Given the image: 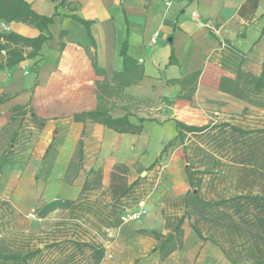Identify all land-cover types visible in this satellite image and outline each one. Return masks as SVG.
<instances>
[{"label": "crops", "instance_id": "obj_1", "mask_svg": "<svg viewBox=\"0 0 264 264\" xmlns=\"http://www.w3.org/2000/svg\"><path fill=\"white\" fill-rule=\"evenodd\" d=\"M0 9L18 13L17 18L0 19V35L20 36L0 37L2 187L24 186L25 197L16 199L22 203L33 196L34 186L57 191L34 201L29 206L34 210L52 201H73L40 219L72 210L79 196L109 188L115 165L127 163L124 155L143 152L141 140L149 124L171 131L164 135L158 156L176 135L175 118L192 123L193 110L245 106L219 90L220 78L234 76L239 61L243 69L258 74L264 61V0H9ZM40 36L45 39L39 47L24 41ZM124 43L139 76L122 86L123 97L108 98V106L114 105L111 114L129 113L136 124L141 117L154 120H146L141 133L75 121V113L98 106V84L106 89L119 84L114 76L124 71ZM223 44L235 53L224 51ZM185 77L189 82L183 84ZM143 100L155 102L152 115L137 104ZM73 162L75 173L68 177ZM86 182L92 189L83 191ZM143 203L147 211L139 218L122 215L120 223L108 226L114 237L111 264H232L219 245L191 227L185 228L181 247L162 260L161 238L154 233L166 234L160 230L165 224L162 207L140 201L136 208ZM103 205L92 210L95 217L108 216ZM103 247L96 264H104L110 255V246Z\"/></svg>", "mask_w": 264, "mask_h": 264}, {"label": "trees", "instance_id": "obj_2", "mask_svg": "<svg viewBox=\"0 0 264 264\" xmlns=\"http://www.w3.org/2000/svg\"><path fill=\"white\" fill-rule=\"evenodd\" d=\"M8 1L0 0V7ZM13 17L17 18L18 13L10 9H0V19L9 20ZM44 19L47 23L52 21V18ZM3 36L5 38L12 37V40H19L20 38L17 35L3 34ZM3 36L0 35V37ZM44 39L43 36H40L36 39H24V41L39 47ZM126 47L127 43H124L121 50L124 71L118 72L114 76V80L119 81L117 87L106 89V86L98 84V106L93 110L75 113L73 115L75 121L86 122L91 120L119 133H141L144 130V122L146 120H154V118L141 117L139 118L140 123L136 124L130 121L129 113L121 117H114L111 114V109L114 105L108 106L110 103L109 99L112 97H123L122 86L130 83L135 76H139L138 72L140 69L138 66L136 67L132 58L126 53ZM232 51L234 54L235 50L232 49ZM23 59L24 57L21 56L15 62H20ZM93 64L96 72H100L95 61H93ZM127 72L132 73L128 75ZM136 73L137 75H135ZM198 74L193 76L196 78ZM186 78L182 80L183 84L189 82ZM219 90L246 103L244 111H247L250 105L264 109V61L258 74L243 69L242 61H239L234 76H221ZM193 91L194 87L191 88L190 94ZM174 120L176 135L164 146L159 156L146 170L154 167L158 158L177 142L183 145L184 157L187 162L185 172L192 191L185 198L184 214L177 218L172 229L165 235L154 232L158 238H161V245L159 246L161 259L164 260L175 249L181 247L185 218H191L194 214H197L196 221L206 220L210 223L209 230L212 233L214 228L219 229L223 236L225 235L224 237L227 238L226 242L216 239L212 240L222 248L225 257L232 264H264V128L245 129L225 121L219 124L197 125L184 122L178 118ZM206 133L212 134L215 138L217 151H221L224 148L231 154L233 164H226L222 160V156L219 157L216 152L199 143L192 142L187 144L189 135ZM79 157L82 159L81 149ZM233 170L236 171L233 179L237 189L235 194L226 197L221 192H218V199L205 200L202 198L201 189L207 179L212 184L215 181L222 182ZM127 171L128 167L124 164H116L112 173L111 192L113 204L111 206V215L116 220L112 223L111 221L113 220H108L107 222L108 224L110 223V226L121 222L122 219L117 216L119 215V210L126 205L124 203H126L128 196L137 183V180L131 184L127 183L124 176ZM89 189H92V186L86 182L83 191ZM72 204V200L52 201L37 208L35 212L38 217H41L57 206L68 208ZM108 218L105 217V219ZM192 229L204 239L203 232L195 222L192 225ZM101 255L102 250H99L97 259H100ZM27 257L21 253L0 249V260L2 261H25ZM96 262L97 260L93 264H96Z\"/></svg>", "mask_w": 264, "mask_h": 264}, {"label": "rangeland", "instance_id": "obj_3", "mask_svg": "<svg viewBox=\"0 0 264 264\" xmlns=\"http://www.w3.org/2000/svg\"><path fill=\"white\" fill-rule=\"evenodd\" d=\"M137 104L149 111L148 115H152V112L156 110V104L153 101L143 100ZM244 107L241 104L234 106L223 104L216 109H207L204 112L193 110L194 113H191L194 116L192 123L204 125L207 123L219 124L225 121L245 129L264 128V109L250 105L249 109L244 111ZM159 128L161 127L148 125V134L143 135L141 140L143 152L135 155L126 153L124 157L127 163H123L125 166H150L166 137L164 135L167 133L171 135V131H160ZM192 142L199 143L216 152L219 157L222 156L221 158L226 164H233L231 154L226 149L222 148L221 151H217L216 140L212 134L189 135L187 144ZM186 165L183 145L176 142L158 158L154 168L149 170H146L145 167H137L136 170L128 169L124 174L127 183L131 184L135 180L137 183L124 203L126 205L121 207L117 216L121 218L123 215L128 218L135 213L143 215L147 211L144 207L146 205L143 203V207L137 209L139 202L156 201L157 206L162 207L165 220V224L160 230H165L167 234L176 223L177 218L184 214L185 198L192 191L186 177ZM75 167L76 164L73 162L68 171V177L75 173ZM235 173L236 171L233 170L222 182L215 181L213 184L207 179L201 189L202 198L205 200L218 199V192L226 197L235 194L237 190L235 181L233 182ZM17 174L19 176L22 172L19 171ZM23 191H25L24 186L5 189L2 187V177H0V249L28 256L25 261L0 260V264H93L94 260H99L97 259L98 251L102 250L104 253V244L110 246L108 254L111 255L105 259L104 264H111L114 259L112 252V238L114 237L110 235L111 230L107 229L110 226L107 221L113 220L112 223L116 220L111 215V208L108 209V204H113L109 202L112 198L111 185L109 188H100L94 193L79 196L78 203L72 210L59 215L58 213L53 214L47 219H40L35 210L29 206H32L36 200L55 195L57 191L34 186L32 188L33 196L28 197L26 202L22 203L16 199L21 198L18 197L21 195V200H23L25 197L22 195ZM103 204L107 206L105 210H108V213L106 214L111 219L93 215L92 210L97 205ZM197 216L194 214L191 218H185L184 233L185 228H192L195 222L203 232L205 241L214 242L212 239L221 242L227 241L219 229L213 228L212 233L209 230L210 223L206 220L196 221Z\"/></svg>", "mask_w": 264, "mask_h": 264}, {"label": "built area", "instance_id": "obj_4", "mask_svg": "<svg viewBox=\"0 0 264 264\" xmlns=\"http://www.w3.org/2000/svg\"><path fill=\"white\" fill-rule=\"evenodd\" d=\"M205 26L208 27L210 30H212L213 32H217V28L210 22H206L205 23ZM224 51H227V50H232L227 44H223V48H222ZM144 212V211H142ZM142 215V213H135L134 215H132L131 217L133 218H139L140 216ZM111 256V255H109Z\"/></svg>", "mask_w": 264, "mask_h": 264}]
</instances>
